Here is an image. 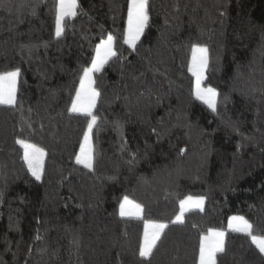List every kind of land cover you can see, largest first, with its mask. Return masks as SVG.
Segmentation results:
<instances>
[{
    "label": "trees",
    "instance_id": "1",
    "mask_svg": "<svg viewBox=\"0 0 264 264\" xmlns=\"http://www.w3.org/2000/svg\"><path fill=\"white\" fill-rule=\"evenodd\" d=\"M78 3L57 37V0H0V73L21 74L17 104L0 105V264H199L212 229L225 232L217 264H264L229 228L242 216L264 235V0H148L135 49L124 43L130 0ZM108 35L117 56L94 73L90 170L75 159L90 118L71 105ZM197 45L215 112L195 96ZM19 139L47 153L41 180ZM125 196L142 219L120 215ZM188 196L203 210L177 223ZM148 221L167 228L143 258Z\"/></svg>",
    "mask_w": 264,
    "mask_h": 264
},
{
    "label": "snow or ice",
    "instance_id": "2",
    "mask_svg": "<svg viewBox=\"0 0 264 264\" xmlns=\"http://www.w3.org/2000/svg\"><path fill=\"white\" fill-rule=\"evenodd\" d=\"M78 0H57L55 34L60 37L64 31L66 18H75L78 14ZM128 28L124 38V43L132 49L136 48L137 42L144 33L149 22L148 0H130L128 13ZM116 37L108 35L107 39L102 40L97 46L95 59L91 66L83 69L80 79V88L75 94L71 105L73 113H81L90 120L87 124V132L84 136V144L80 148V154L76 156V163L92 170L94 164V149L92 145V132L98 122V117L94 114L99 92L95 89L94 73L102 72L104 66L117 56L115 51ZM208 48L197 45L192 49V64L190 71L195 79V96L204 102L212 111L217 109V99L219 93L212 87H203L205 69L208 66ZM19 69L0 73V105L15 106L17 104L18 83L20 78ZM17 143L23 149V159L27 164L28 170L36 178L41 180L44 174V162L47 153L36 144L19 139ZM204 198L188 196L180 202L179 215L176 216L177 223H183L186 212L199 209L203 210ZM144 209L139 203L130 200L127 196L123 197L120 204V215L122 217H136L142 219ZM167 228L164 223L148 222L143 233V243L139 249V255L149 258L153 255V250L157 246L163 231ZM232 231L245 234L250 238L260 253H264V235H257L253 225L242 216H233L229 224ZM225 232L212 229L208 235L202 239L199 248V264H217V254L223 253Z\"/></svg>",
    "mask_w": 264,
    "mask_h": 264
},
{
    "label": "rangeland",
    "instance_id": "3",
    "mask_svg": "<svg viewBox=\"0 0 264 264\" xmlns=\"http://www.w3.org/2000/svg\"><path fill=\"white\" fill-rule=\"evenodd\" d=\"M204 74H206V69H205V73ZM204 83V82H203ZM202 83V86L203 87H206L204 84ZM83 144H84V140H83ZM83 144H82V146H83ZM194 198H196V197H194ZM230 221H231V219H230ZM230 221H229V224H230ZM148 222H153V223H159V222H154V221H148ZM147 222V223H148ZM220 231V230H219ZM208 235V234H207Z\"/></svg>",
    "mask_w": 264,
    "mask_h": 264
}]
</instances>
